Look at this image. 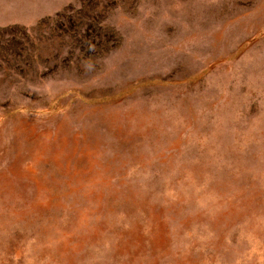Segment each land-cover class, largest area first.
Here are the masks:
<instances>
[{"label":"rangeland","instance_id":"374dc122","mask_svg":"<svg viewBox=\"0 0 264 264\" xmlns=\"http://www.w3.org/2000/svg\"><path fill=\"white\" fill-rule=\"evenodd\" d=\"M0 264H264V0H0Z\"/></svg>","mask_w":264,"mask_h":264}]
</instances>
